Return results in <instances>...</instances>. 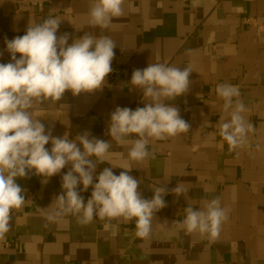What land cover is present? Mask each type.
I'll use <instances>...</instances> for the list:
<instances>
[{
	"label": "crops",
	"instance_id": "crops-1",
	"mask_svg": "<svg viewBox=\"0 0 264 264\" xmlns=\"http://www.w3.org/2000/svg\"><path fill=\"white\" fill-rule=\"evenodd\" d=\"M91 3L0 0V63L11 62L6 41L50 14L62 20L57 36L69 33V44L85 33L110 36L116 44L113 71L103 88L75 97L66 92L58 102L69 106L63 123L45 118L48 105L38 106L36 113L53 136L74 139L89 131L106 141H111L106 133L116 107L145 106L142 92L130 84L134 70L149 63L190 68L188 92L165 101L179 109L189 132L150 140L152 155L140 163L128 160L129 145L115 142L108 157L113 165L132 167L129 174L141 181L142 198L153 197L151 187L168 190L167 206L154 215L147 238L134 235V220L95 218L80 225L66 216L45 226L44 212L51 211L49 205L61 193V176L68 167L47 184L33 170L16 180L26 190V203L13 210L12 231L0 240V264H264V25L259 26L264 0H124L123 15L113 17L103 31L89 24ZM221 84L239 89L233 103H244L242 115L254 129L245 145L233 151L219 135L221 117L227 119L215 91ZM105 167L111 165L99 164L95 175ZM113 171L118 175L123 169ZM178 183L188 189L179 197L170 191ZM91 190L81 192L85 201ZM214 197L229 210L217 239L177 229L186 207L203 209Z\"/></svg>",
	"mask_w": 264,
	"mask_h": 264
},
{
	"label": "clouds",
	"instance_id": "clouds-1",
	"mask_svg": "<svg viewBox=\"0 0 264 264\" xmlns=\"http://www.w3.org/2000/svg\"><path fill=\"white\" fill-rule=\"evenodd\" d=\"M123 4L124 0H92L89 24L102 31L109 29L112 18L123 15ZM61 21L50 14L42 22L30 24L24 35L6 41L11 62L0 63V240L12 231L13 210L22 209L26 203V190L16 183L17 178H28L34 170V174L47 178L41 180L47 184L66 167L67 172L61 176L62 191L49 205L51 211L44 212L45 226L59 223L66 216L75 217L80 225H89L95 218L134 220V235L147 238L154 215L167 206L164 196L168 190L150 186L153 197L142 198L138 191L141 181L129 174L132 167L111 164L110 149L112 142L118 147L129 145L128 160L140 163L152 155L148 151L150 140L187 134L190 125L177 107L165 101L188 92L192 71L161 63L134 70L130 84L142 92L145 106L135 110L115 108L106 133L111 141L96 138L89 131L74 139L65 134L53 136L52 128L46 129L36 114L38 106H49L45 118L61 123L68 120L69 106L58 102L66 92L75 97L101 90L113 71L116 48L110 36L92 33L69 44V33L57 36ZM215 91L223 100L222 110L227 117H221L219 135L233 151L245 145L248 133L254 129L242 115L246 111L244 103H233V98L240 96L237 87L221 84ZM133 134L138 138H129ZM49 144L50 149L46 147ZM104 162L111 167L95 175L98 165ZM114 168L123 171L117 175ZM183 185L178 183L170 191L177 197L185 195L188 189ZM89 188L91 195L85 201L81 192ZM184 212L183 221L176 222L178 230L215 240L229 210L221 207L219 197H214L203 209L194 210L189 205Z\"/></svg>",
	"mask_w": 264,
	"mask_h": 264
},
{
	"label": "built area",
	"instance_id": "built-area-1",
	"mask_svg": "<svg viewBox=\"0 0 264 264\" xmlns=\"http://www.w3.org/2000/svg\"><path fill=\"white\" fill-rule=\"evenodd\" d=\"M35 4H37V5L40 6L41 8H42V6H43L41 2H36ZM244 22L247 23V24H249V23H250V18H249V17L245 18V19H244ZM262 25H264V15L261 17V22L259 23V26H262ZM122 72H123L125 75H127V74H128V68H124V69L122 70Z\"/></svg>",
	"mask_w": 264,
	"mask_h": 264
}]
</instances>
